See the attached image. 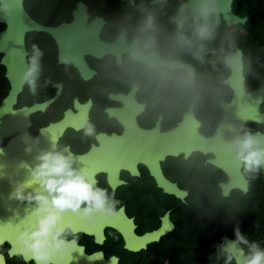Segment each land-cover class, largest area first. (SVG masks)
I'll use <instances>...</instances> for the list:
<instances>
[{
  "label": "flooded vegetation",
  "instance_id": "obj_1",
  "mask_svg": "<svg viewBox=\"0 0 264 264\" xmlns=\"http://www.w3.org/2000/svg\"><path fill=\"white\" fill-rule=\"evenodd\" d=\"M187 1L23 0L26 18L41 28L25 34L24 58L4 45L9 26L0 22V188L13 213L14 235L28 227L32 208L11 193L28 179L36 155L52 144L67 148L75 167L119 201L111 218L65 217L76 248L62 264H225L221 244L235 241L237 229L264 249V169L252 174L242 164L247 191H226L232 182L225 155L204 144L233 100L229 82L221 84V78L231 80L232 70L212 52L235 46L245 94L264 81V40L256 39L264 27V0L233 1L236 17L250 15L244 23L228 26L216 13L215 38L204 42L210 51L203 64L174 39L178 31L192 38V14L179 12ZM79 4L86 8L84 26L66 32L62 27L82 12ZM149 13L161 49L182 62L170 70L127 61L131 38ZM124 29L128 39L118 41ZM33 45L43 52L35 93L23 78ZM185 68L193 70L196 87L178 95L174 78ZM259 113L264 115V102ZM88 125L94 136L85 135ZM245 130L264 134V116L260 123L247 122ZM236 245L248 254V245ZM11 251L9 243L0 244L6 264H35L21 249Z\"/></svg>",
  "mask_w": 264,
  "mask_h": 264
},
{
  "label": "clouds",
  "instance_id": "obj_2",
  "mask_svg": "<svg viewBox=\"0 0 264 264\" xmlns=\"http://www.w3.org/2000/svg\"><path fill=\"white\" fill-rule=\"evenodd\" d=\"M214 5L215 0H200L191 17L192 38L200 43L194 44L193 39L181 31L174 36L180 48H187L193 59L202 64L210 51L204 42L215 38ZM156 31L154 17L149 13L136 29L129 43L127 61L130 64L143 65L146 70L163 69L165 66L170 70L182 63L175 53H165L161 49ZM117 39L121 42L126 41L128 30H122ZM234 48L235 46L232 45L226 50L221 46L218 52H212L225 70L241 69V57ZM42 56L43 52L33 45L30 65L23 76L33 93L36 91V80L41 71ZM167 79V72L161 71L160 80L163 82ZM195 80L193 70L185 68L176 74L174 90L178 95L189 93L196 87ZM228 82V78H221V84ZM55 87L59 88L60 85L57 84ZM224 130L225 126L221 125L216 131L223 136ZM95 134L94 126L88 125L85 135ZM224 150L234 154L235 160L242 163L248 173H258L261 167H264V136L245 130L228 141ZM66 152L67 148L58 150L55 144H52L48 150H41L35 157V166L29 169L28 179L17 184L11 193L12 199L25 202L32 208L25 217L30 223L19 232L16 242L26 259L33 260L35 264H62L75 251V237L64 223L68 214L82 221H92L114 217L118 212L119 201L110 195L107 189L97 187L88 172L77 169L75 158L66 155ZM34 186L38 187L26 193V189ZM235 236V241L228 242L227 245L221 244L226 257L225 264H232L236 259L237 243L246 244L249 249L247 255L240 256L242 264H264V249L256 243L249 244L238 229L235 231Z\"/></svg>",
  "mask_w": 264,
  "mask_h": 264
},
{
  "label": "water",
  "instance_id": "obj_3",
  "mask_svg": "<svg viewBox=\"0 0 264 264\" xmlns=\"http://www.w3.org/2000/svg\"><path fill=\"white\" fill-rule=\"evenodd\" d=\"M234 0H215V10L217 14H220L226 24L229 26L233 23H244L250 18V15L240 19L232 13V3ZM2 8L0 10V22L8 24V32L5 34L3 43L8 49H14L23 58L25 57L24 51V36L27 32L36 30L40 31L41 28L36 23L29 21L23 12V0H1ZM200 0H188L185 4L180 7V14L188 16L194 15L197 7L199 6ZM79 14H75V21L68 26L62 28L68 32L84 26V19L86 8L83 5L77 6ZM77 12V11H76ZM50 34H54L52 30ZM232 78L229 81V85L233 91V100L225 106L226 115L223 117L219 126H225L223 136H220L217 131L215 134L205 140L204 144L211 147H220L219 152L224 153L225 159L227 160L226 172L231 179V185L226 187V191L230 188H238L242 191H247V182L241 175L242 163L238 162L234 158V154H230L224 150L225 144L230 141L235 135L242 134V129L247 122L254 121L260 123L263 120V114L259 113V106L264 102V81L258 87L257 90L250 94H245L243 89V75L242 66L239 71L232 70ZM241 105V106H239ZM195 132V136L202 138V136ZM264 136L262 133H254ZM199 135V136H198ZM197 143L203 142L196 141ZM207 150V148L205 149ZM264 169V167H262ZM4 191L0 188V244L7 242L12 246L13 253L14 249H21L16 242V235H14L13 223L10 222L9 217L13 214L11 212L10 204L7 203L6 199L3 198ZM229 241L226 240V245ZM236 264H242L240 256L243 254L240 246L236 245ZM0 264H6L4 256L0 254Z\"/></svg>",
  "mask_w": 264,
  "mask_h": 264
},
{
  "label": "trees",
  "instance_id": "obj_4",
  "mask_svg": "<svg viewBox=\"0 0 264 264\" xmlns=\"http://www.w3.org/2000/svg\"><path fill=\"white\" fill-rule=\"evenodd\" d=\"M262 17L264 18V15H262ZM262 24L264 26V20L262 21ZM256 39H263L264 40V27H263V29H258V32L256 34Z\"/></svg>",
  "mask_w": 264,
  "mask_h": 264
}]
</instances>
